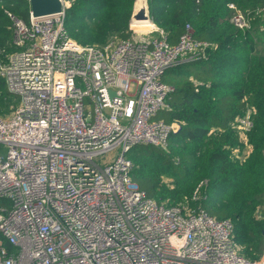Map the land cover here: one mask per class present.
<instances>
[{"label": "built area", "instance_id": "built-area-1", "mask_svg": "<svg viewBox=\"0 0 264 264\" xmlns=\"http://www.w3.org/2000/svg\"><path fill=\"white\" fill-rule=\"evenodd\" d=\"M70 6L30 11L29 22L6 10L17 50L0 60V77L20 101L0 116V234L13 247L0 237V264H264V249L257 260L239 252L232 219L151 198L126 156L179 130L156 119L174 89L161 77L211 43L189 23L171 44L154 22L142 33L130 22L127 37L82 44L65 26ZM232 22L250 26L241 12ZM254 111L236 119L243 140Z\"/></svg>", "mask_w": 264, "mask_h": 264}, {"label": "trees", "instance_id": "trees-1", "mask_svg": "<svg viewBox=\"0 0 264 264\" xmlns=\"http://www.w3.org/2000/svg\"><path fill=\"white\" fill-rule=\"evenodd\" d=\"M71 1L65 26L77 42L105 44L130 35L135 0ZM149 3L153 22L168 33L171 44L189 23L194 36L211 45L162 75L161 81L174 89L158 118L180 128L166 146L130 148L132 179L157 202L179 205L188 199L191 205L201 202L217 219H232L239 252L257 260L264 249V0ZM6 10L29 22L31 7L29 0H0V60L17 50ZM237 12L248 20V28L232 22ZM19 101L0 77V116ZM248 106L255 110L253 127L243 140L236 119ZM194 192L202 197L194 200ZM3 242L13 248L7 239Z\"/></svg>", "mask_w": 264, "mask_h": 264}, {"label": "water", "instance_id": "water-1", "mask_svg": "<svg viewBox=\"0 0 264 264\" xmlns=\"http://www.w3.org/2000/svg\"><path fill=\"white\" fill-rule=\"evenodd\" d=\"M34 17L51 15L63 10V0H29ZM131 23H153L149 0H135Z\"/></svg>", "mask_w": 264, "mask_h": 264}, {"label": "bare ground", "instance_id": "bare-ground-1", "mask_svg": "<svg viewBox=\"0 0 264 264\" xmlns=\"http://www.w3.org/2000/svg\"><path fill=\"white\" fill-rule=\"evenodd\" d=\"M132 27L137 31H147L152 27V23H132Z\"/></svg>", "mask_w": 264, "mask_h": 264}, {"label": "rangeland", "instance_id": "rangeland-1", "mask_svg": "<svg viewBox=\"0 0 264 264\" xmlns=\"http://www.w3.org/2000/svg\"><path fill=\"white\" fill-rule=\"evenodd\" d=\"M71 1V0H70ZM71 4H72V1H71ZM138 33H142V31H139ZM114 38H116V37H113L112 39H114ZM160 114V113H159ZM158 114V115H159ZM158 115L156 116V119H160V118H158ZM120 153V149L119 148H114V149H112V150H110V151H108L106 154H105V157L107 158V159H113L114 157H115V155L116 154H119Z\"/></svg>", "mask_w": 264, "mask_h": 264}]
</instances>
